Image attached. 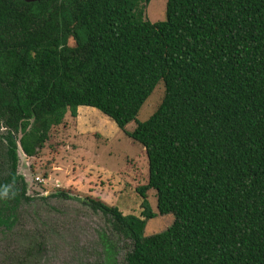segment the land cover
Returning a JSON list of instances; mask_svg holds the SVG:
<instances>
[{"label": "trees", "instance_id": "obj_1", "mask_svg": "<svg viewBox=\"0 0 264 264\" xmlns=\"http://www.w3.org/2000/svg\"><path fill=\"white\" fill-rule=\"evenodd\" d=\"M141 2L151 0H0V150L6 140L11 168L0 153V229L30 200L19 146L38 157L89 107L149 160L141 217L87 198L133 241L126 264H264V0H168L159 23ZM160 83L162 103L138 123ZM168 215L167 231L145 236Z\"/></svg>", "mask_w": 264, "mask_h": 264}, {"label": "rangeland", "instance_id": "obj_2", "mask_svg": "<svg viewBox=\"0 0 264 264\" xmlns=\"http://www.w3.org/2000/svg\"><path fill=\"white\" fill-rule=\"evenodd\" d=\"M167 4L151 0L140 7L146 20L159 23L167 20ZM164 97L160 83L137 122L150 120ZM137 122L127 127L129 133ZM7 133L1 125L0 135ZM0 153L10 174L5 140ZM18 155V173L28 184L30 200L19 205L15 224L0 229V264H126L133 241L115 230L110 217L94 211L87 198L141 217L143 198L137 189L149 181L145 148L97 109L81 107L77 119L68 115L52 131L38 157H26L21 148ZM149 200L157 211L155 191ZM174 221L173 215L149 220L145 236L164 233Z\"/></svg>", "mask_w": 264, "mask_h": 264}, {"label": "water", "instance_id": "obj_3", "mask_svg": "<svg viewBox=\"0 0 264 264\" xmlns=\"http://www.w3.org/2000/svg\"><path fill=\"white\" fill-rule=\"evenodd\" d=\"M23 1H25V2H27V3H35V2H42V1H44V0H23ZM21 147L19 146V149H20ZM21 150H22V148H21ZM23 152V151H22ZM25 155V154H24ZM26 156V155H25ZM27 157V156H26Z\"/></svg>", "mask_w": 264, "mask_h": 264}, {"label": "flooded vegetation", "instance_id": "obj_4", "mask_svg": "<svg viewBox=\"0 0 264 264\" xmlns=\"http://www.w3.org/2000/svg\"><path fill=\"white\" fill-rule=\"evenodd\" d=\"M45 1V0H44ZM43 2V1H42ZM35 3H38V2H35ZM7 130V129H6ZM6 141V140H5ZM28 196V195H27Z\"/></svg>", "mask_w": 264, "mask_h": 264}, {"label": "built area", "instance_id": "obj_5", "mask_svg": "<svg viewBox=\"0 0 264 264\" xmlns=\"http://www.w3.org/2000/svg\"><path fill=\"white\" fill-rule=\"evenodd\" d=\"M39 180V179H38Z\"/></svg>", "mask_w": 264, "mask_h": 264}]
</instances>
